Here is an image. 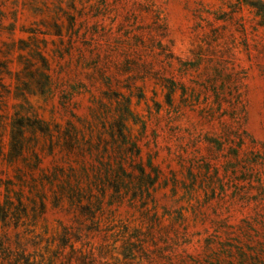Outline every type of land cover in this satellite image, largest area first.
I'll list each match as a JSON object with an SVG mask.
<instances>
[{
  "label": "rangeland",
  "instance_id": "1",
  "mask_svg": "<svg viewBox=\"0 0 264 264\" xmlns=\"http://www.w3.org/2000/svg\"><path fill=\"white\" fill-rule=\"evenodd\" d=\"M258 19L239 0H0V264H264V198L221 192L207 140L261 149ZM217 68L239 74L234 109Z\"/></svg>",
  "mask_w": 264,
  "mask_h": 264
},
{
  "label": "trees",
  "instance_id": "2",
  "mask_svg": "<svg viewBox=\"0 0 264 264\" xmlns=\"http://www.w3.org/2000/svg\"><path fill=\"white\" fill-rule=\"evenodd\" d=\"M242 2L248 4L254 9L255 16L259 18L258 23L264 26V0H255L251 2L248 0H239V3ZM160 36L164 35L160 34ZM158 42L159 45H157L158 47L155 48H158L162 55H164V57H166V59L172 65L174 57L171 52L167 53V51L169 50L167 44H164L162 40ZM181 64L185 65L184 63ZM214 70L215 73L211 74L210 79L208 80L210 86H212V84H215L217 86L213 89L215 93V100L213 101V103L217 104L220 109H224L225 105H227L228 108L232 109L234 107V104L240 100L239 97L241 96V91L238 84L240 79L239 74L238 72L226 73L218 68ZM218 80L222 82V89L220 85L217 84ZM162 84L169 89L168 102L169 104H172V94L178 89V87H176V85L172 83L171 80L167 79L162 80ZM228 85L230 86L229 88ZM228 90L230 91V95L227 93ZM182 91L184 93L185 89H182ZM224 94L229 97L224 99V97H222ZM231 117H233V115H231ZM119 134V141L120 143L127 146L126 150L129 153L135 155L137 158L141 159V149H139L137 143L133 140H130V137L124 132L123 128L120 130ZM232 134V132L225 129L223 134L218 136L216 139H207L209 143L208 150L212 154H222L223 158H225V162L223 164L224 178H220L219 169H217L216 176L217 178H220L219 182L221 192L225 194L230 188L232 190V197L243 199L245 192L243 191L242 187L246 183H250L251 185L252 183H256L255 188L257 189L258 195L261 199H263L264 192L262 190H264V182L262 181V178L253 179L254 176H251L250 173L254 171V168L264 164V141L261 143L260 150L256 151L251 149L245 154H242L241 151L245 145V141L242 137H240V135H237V133L233 135ZM148 167L150 168V171L147 170V167L144 164L139 165L138 171L140 172V174L137 178L134 177L138 180L139 184L140 182L143 184L145 182H148L152 185L155 184L160 173L158 169L153 166V162L151 159L149 161ZM119 172H122L124 177L122 178L119 173L118 175H116L118 180L115 182V185H113L116 189L121 188L128 179H133L132 175H126V171L122 166H120ZM225 178H227L226 181ZM212 190L214 191V193L216 192L215 187H213Z\"/></svg>",
  "mask_w": 264,
  "mask_h": 264
}]
</instances>
